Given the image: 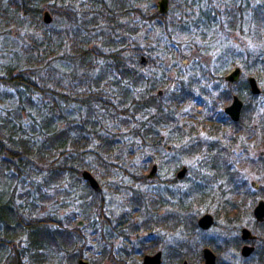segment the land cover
<instances>
[{
  "label": "trees",
  "instance_id": "16d2710c",
  "mask_svg": "<svg viewBox=\"0 0 264 264\" xmlns=\"http://www.w3.org/2000/svg\"><path fill=\"white\" fill-rule=\"evenodd\" d=\"M47 1L0 0V22L25 27L33 34L28 33L27 47L22 50L28 54L25 67L16 74L8 68L6 77L0 78L18 99L16 108L1 109L0 114V178L8 175L3 177L7 185H15L10 194H0V264H77L82 259L79 244L84 238L82 229L74 225L78 216L93 230L91 218L99 219L100 233L113 230L118 234L128 224L126 214L113 222L114 227L104 223L103 192L91 191L81 178L84 170L97 177L102 190L112 189L114 196L123 198V208L143 209L144 217L151 216L141 221L144 231L156 229L159 224L177 232L182 239L173 254L175 262L189 259L193 251L189 240L195 238L198 229L194 218L175 213L158 221L154 213L149 215L150 210L163 208V203L157 191L140 192L139 187L146 184L144 172L150 162L156 161L157 169L161 170L158 158L164 145L162 130L185 125V118L189 120L194 114L183 115L182 109L187 106L209 109L198 98L205 97L211 102V114L218 116L221 125L234 128L233 145L240 138L237 133L243 126L248 105L244 101L236 123L224 114L222 107L233 94L242 99V93L250 99L257 96L249 92L247 82L223 81L219 68L210 73L203 70L208 75L202 77L213 83V94L205 87L194 90L196 82L191 79H187L188 83L182 81L181 72L171 65L176 64L177 50L169 43L188 28L183 19L190 18L189 13L172 17L175 3L180 1L178 11L188 0H170L165 15L157 12L155 0H52L48 11L56 20L45 25L39 4ZM235 1L240 0H232ZM232 2L225 13L230 21L234 18ZM247 11H251L257 24H264V6L248 7ZM58 25L63 30L55 29ZM155 31L159 35L156 48L145 46L147 37ZM255 35L261 42L263 35L257 32ZM161 42L165 44L161 46ZM158 46L164 54H160ZM49 47L51 51L47 53H56L50 59L45 54ZM141 57L145 58L144 65L140 64ZM224 58L225 55H220L214 65ZM261 58L257 56L253 61L259 62L263 69ZM56 64L60 67L55 68ZM170 71L176 80H168ZM164 87L159 96V89ZM201 123L209 125V130L214 129L216 141L184 139L182 145L186 149L177 150V154L197 155L200 166L211 174L214 182L224 179V186L219 183L222 204L216 209L227 219V225L238 224L243 217L252 215L254 194L259 189L251 192L243 171L233 163L234 147L224 145V136L222 132L219 134L216 123H208V119ZM187 127L183 132L199 135L194 127ZM246 155L243 153L244 162L248 159ZM137 156L142 157L139 165L133 163ZM256 162L263 167L264 157L258 155ZM112 182L114 188H110ZM175 182L172 177L158 183L167 186ZM119 183L124 186H118ZM208 183L201 179L186 192L177 193L176 211H188L183 205L194 193L209 196L212 191ZM20 184L24 191L18 187ZM78 209L81 212L77 213ZM218 217L216 213L215 218ZM255 225L260 227L264 223ZM260 228L263 230L258 254L264 258V228ZM92 235L95 236V231ZM99 252V256L108 260L109 253L103 249ZM123 252L128 255L125 248H120L118 254Z\"/></svg>",
  "mask_w": 264,
  "mask_h": 264
},
{
  "label": "rangeland",
  "instance_id": "374dc122",
  "mask_svg": "<svg viewBox=\"0 0 264 264\" xmlns=\"http://www.w3.org/2000/svg\"><path fill=\"white\" fill-rule=\"evenodd\" d=\"M157 1L158 0H155L154 2L156 3ZM231 2L232 0H188L185 6L176 11L180 4L179 1L178 4L175 3L174 5V15H172V17H175L184 12L190 14V18L185 17V19H183L184 22L188 23L187 30L178 34L176 39L169 43L171 48L177 50L174 56V62L176 64H170L175 67V70L181 72L179 75H182V81L184 83H188L187 79H191L193 82H196V86H193L194 90L200 91L202 87H205L212 93L211 86H213V83H210L207 79L205 80V76H207L208 73L215 68H219L220 75L223 78V76L234 67H239L242 70V76L240 77L239 83L242 84L243 82H247L249 77H253L260 89V94L255 99H250L245 93H242L243 99L236 94L231 95V97L234 95L237 96L243 103L245 101L248 105L244 114V120H242L243 126L239 129V133H237L240 134V138H237L238 143L237 141H234L236 143H233L232 145L234 128L229 125L223 126L220 124L218 116L211 114L213 113L210 111L211 102L206 101L205 97L198 99L201 102L206 103L209 106V109L204 107L192 108V106H187L185 109L181 110L182 114L186 115L192 112H194V114L189 120L185 118L183 121L185 125H174L171 131L169 127L167 130H162L163 134L161 135L163 136L162 141H164V145L162 146L163 149L158 158L161 170L159 171V169H157L156 175L152 179L146 177V184L140 186L139 189L140 192L148 194L154 193L153 191L159 192L160 195H162V197L159 196L160 199H162L163 208L159 209V207H156L157 209L155 208L154 212L150 210L148 214L153 215L154 213V217L159 221L168 215L179 213L188 218H194L196 225L197 220L204 214L211 215L214 219V224L209 230H200L196 226L198 229L195 231V238L193 239L192 237L189 240V244H192L193 251L189 253V259H183L179 264L183 261H187L189 264H202L201 252L203 248H209L214 252L218 264H264V258L261 257L260 259L258 253H255V255L248 259L242 257L239 253V230L241 228H246L259 239L260 232L263 230L260 227L264 228V226H256L252 215L250 217H243L238 224L227 225V219L223 218L221 212L216 209L219 204H222L219 203V193L221 192V190H219V183L221 182L224 186V179L222 180L223 182H214L211 174L207 173L208 171L206 172L200 166V162L197 160V155L181 157L180 154H177V150L186 149L184 145H182L184 144V139L189 142L190 140L191 142H204L206 139L216 141L217 135H214V129L209 130V125H205V123L203 124L201 121L208 119V123L215 122L219 127V134L222 132L224 136V145L227 147L231 145V148L234 147L232 154L233 163L236 164L238 170L243 171V176L247 179L251 192L253 193L252 189L256 191L259 189L258 193L254 194L255 202L252 204V208H254L259 200L264 201V163L262 167V165L256 162L258 155L264 157V68L261 69V64L259 62H254L256 61L255 59L257 56H260V58L262 56L264 59V35L263 33L261 34V32H264V24H257L251 11H247L248 7H251V9H254L257 6L263 7L264 0H240L238 2L235 1V3L232 2V5L234 6V10L232 9L234 18L230 21L227 19L225 13L226 7L229 5L231 6ZM244 2H247L249 6ZM52 3V0L41 2L39 7L41 8L42 13L48 11L49 6ZM169 5L170 0L168 1V8ZM50 16L52 18L51 22L56 20L53 15ZM1 17L2 15H0V18ZM18 26L19 25L14 26L11 24L4 25L3 22H0V78L5 76L6 69L12 68L13 72L16 74L18 70L24 68L26 65L28 54L25 53L26 51L23 52L22 50L27 47L28 33L31 36L33 34L30 33L27 28H21ZM59 27L60 26L58 25L55 29L63 30V26H61L62 28ZM255 32H257L258 35H263L261 42H258L260 37H257ZM158 36V32L156 31L149 35L145 46H154L156 48L157 41L159 40ZM164 44V42L160 43L161 46ZM159 46L158 51L160 54H164L160 51L163 48ZM246 49L249 50L248 53H245ZM48 51H51L50 47L45 51L46 58L50 59L53 56H56V53H47ZM220 55H225V58L223 59L224 61H219L218 64L214 65V63L217 62L216 59ZM59 67L60 66L56 64L55 68ZM203 70H209L207 75L203 74ZM171 71L168 73V80H176L177 77L174 78L175 74ZM202 75L205 76L202 77ZM213 76L215 77V74ZM165 88L166 87L159 89V91L164 92ZM216 95L217 94L213 96ZM230 101L223 105L222 110L229 105ZM17 106V97H15L13 92L0 82V114L1 109L10 110ZM187 126L194 127L195 131L199 132V135L189 136L188 131L183 132L188 129ZM202 128L204 129L202 130ZM243 153L248 154L246 155L248 157V159H246L247 162H244L245 157L243 156ZM141 158V156H137L134 162H132L135 165H139ZM251 158L254 160H251ZM127 160L128 159L126 158V161ZM153 165L158 167L157 161L156 163L150 162L148 164L144 172L145 176L149 174ZM183 166L186 167L187 173L182 180L176 179V182L173 185H159L158 182L169 181L172 177L175 178L176 173ZM251 166H254L255 168ZM1 170L2 169H0V171ZM3 177H8V175ZM3 177L0 178V194L8 195L11 191L15 190V185L11 184L8 186L7 179ZM95 179H97V177ZM119 179L120 178L118 177L116 180L118 181ZM201 179L209 181L208 184L211 185L212 192L209 193V196L204 195L203 197H201L200 193L192 194L190 198L185 199V204L183 205L188 211L177 212L176 210H179V207L174 199L177 197L176 194L186 192L194 185L200 183ZM9 182L11 181L9 180ZM121 182L124 181L121 180ZM113 183L114 182L110 185V188H114ZM252 183L257 185V188H254ZM21 185L22 184L18 185V187L24 191ZM117 185L124 186L120 183ZM122 190L123 189L119 191ZM16 192L17 194H23V192ZM102 192L104 201L103 209L106 217L104 218V223L110 227H114L115 223L113 222H116L121 214H126L128 224L120 228L118 234L115 233L117 231L113 230H104V233H100L98 226L101 222L99 219L95 218V216L91 218L92 222L89 223H94L95 230H93L90 227L91 225L87 226L88 224L78 216L74 221V225L75 227L82 229V236L84 238L79 246L82 245L83 260L87 261L89 264H107V258L99 256V251L103 249L109 253V255L120 251V248H124L125 245L122 240L123 235H131L129 237V242H134L133 244L135 248L138 247L139 243L140 246L138 248L143 255L161 251L168 260L169 249L172 251V256L175 255L174 251L177 249V244L179 240L182 239V237L178 236L177 232H172L170 227L167 226L164 228L159 224H156L158 225L156 226V229L154 227V229L152 228L150 231H144L142 229L141 221L143 218H150L151 216L147 215L144 217L143 209L128 210L127 208H123V198L114 196L112 189L102 190ZM170 195H172V197H170ZM248 201H250L249 203L251 204V199H248ZM245 205L247 206L249 204ZM61 208L63 209V207ZM73 209L75 210L74 207ZM78 211L81 212L79 209L76 212L79 213ZM216 213L219 216L218 218H215ZM78 222H82V225L78 226ZM93 231H95V236L92 235ZM101 234H104V236H100ZM110 235H113L112 238H108ZM134 235L140 236L139 239H136V236ZM101 239H108V241H103ZM234 243L237 244V247L234 246ZM174 259L176 261V257H174Z\"/></svg>",
  "mask_w": 264,
  "mask_h": 264
},
{
  "label": "water",
  "instance_id": "95a60500",
  "mask_svg": "<svg viewBox=\"0 0 264 264\" xmlns=\"http://www.w3.org/2000/svg\"><path fill=\"white\" fill-rule=\"evenodd\" d=\"M168 1L169 0H158L156 2V10L160 15H165L168 12ZM52 21V18L48 11H44L42 13V22L45 25H49ZM140 64H145V58L141 57ZM242 76V70L239 67H234L231 71L227 73V75L224 77V81L228 83H237L240 80V77ZM249 92L252 95H259L260 89L257 86L256 80L253 77H249L247 79ZM158 95H161V91L158 92ZM243 103L237 96H232L231 102L229 105H227L223 112L224 114L232 121V122H238L240 119V113L242 109ZM157 172V166L153 165L149 171V174L146 176L148 179H152ZM187 173L186 167H181L180 170L176 173V179L182 180L184 176ZM81 178L84 182H86L91 189L96 194H99L102 192V188L98 181L95 179V177L88 171L84 170L81 172ZM252 186L254 188H257V185L252 183ZM252 215L254 220L257 223H264V201L259 200L256 205L254 206L252 210ZM197 227L200 230H209L213 224L214 219L211 215L204 214L197 220ZM78 226L82 225V222L77 223ZM240 238L243 241H252L256 237L246 228H242L240 230ZM253 251V248L250 246H243L241 248L240 254L242 257H248L251 255ZM202 259L203 264H216V255L214 252L209 248H203L202 249ZM161 263V253L157 252L151 256L146 255L143 258L142 264H160ZM77 264H89L87 261L80 259L77 261ZM181 264H189L187 261H183Z\"/></svg>",
  "mask_w": 264,
  "mask_h": 264
},
{
  "label": "flooded vegetation",
  "instance_id": "af4514ba",
  "mask_svg": "<svg viewBox=\"0 0 264 264\" xmlns=\"http://www.w3.org/2000/svg\"><path fill=\"white\" fill-rule=\"evenodd\" d=\"M225 76H223V81H224V77ZM237 83H239V81ZM247 86H248V83H247ZM240 115H241V113H240ZM234 123H236V122H234ZM240 230H239V238H240ZM130 236L131 235H123V239H122L124 241V243H125L124 248L126 249V251H128L127 252L128 255L126 253H124V252L121 253L120 255L118 254V252H116L115 254H111L108 257L107 264H142L143 258L146 255L151 256V255H153V254H155L157 252L161 253V263L160 264H176L174 256H172L171 249H169V251H168L169 252L168 260L165 258L164 253L161 252V251H157V252H155L153 254L143 255V253H141V250H139V248H138L140 246L139 243H138V247L135 248L134 244H133L134 242H129V237ZM134 236H136V239H139V237H140V236H137V235H134ZM255 237L256 238L254 240H252V241H243V240H241V238L239 239V249H240V251H241V248L243 246H245V245L250 246V247L253 248L251 256L246 257L247 259L252 257L253 255H255V253L257 254L259 252L258 248L261 247V243L260 242L258 243V241H259L258 237L257 236H255ZM240 251H239V253H240ZM201 256H202V254H201ZM202 264H203V259H202Z\"/></svg>",
  "mask_w": 264,
  "mask_h": 264
}]
</instances>
